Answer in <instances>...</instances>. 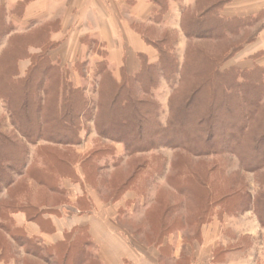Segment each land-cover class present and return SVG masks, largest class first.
<instances>
[{"label":"rangeland","instance_id":"obj_1","mask_svg":"<svg viewBox=\"0 0 264 264\" xmlns=\"http://www.w3.org/2000/svg\"><path fill=\"white\" fill-rule=\"evenodd\" d=\"M148 3L152 4L150 0ZM195 6L196 2L193 6L180 5V22L174 23L173 20L172 27H166L163 20L141 21L138 16L128 15L129 28L126 29L140 35L154 58L159 60V49L166 43L179 62V70L185 63L192 68L196 66L194 69L190 67L192 75L182 80L181 74L173 77L160 74L155 79L158 80L151 95L141 81L136 83L137 100L150 101L153 104L151 108L158 109L149 118L157 119L159 124L150 126L148 130L149 126H146V130L141 132L143 137L133 136L143 145L156 140L160 131L172 132L176 140L171 144L176 146L161 143L152 151L129 156L124 143L98 132L94 114L107 89L99 85V76L94 72L96 62L108 58L100 44H90L88 39L70 46L67 55L72 63L52 60L64 71L66 89L80 87L88 97L91 108L82 119L79 137L71 136V124L66 125L62 133L53 134L49 132L50 124L43 121L45 132L39 136L40 131L35 124V112L38 114L39 110L35 104L21 110L17 105L22 126L18 129L8 102L3 99L10 93L4 90V87L7 89L6 84L3 91L0 83V136H4L0 137V145L6 146V151H0V156L7 161L6 168L0 172V181L3 180L0 182V264H48L38 257L37 246L19 244L22 243L21 235L25 233L36 239L25 226L19 225L18 215L21 213L27 220L34 218V222L42 224V230L52 234V222L43 214L55 215L66 221L67 215L77 213L84 217L95 211L118 214L119 232L140 251L157 248L159 264H220L228 261L229 264H264V161L261 163L259 154L248 148L250 156L246 162H249V167L246 168L239 154L230 149L239 144L241 137L250 141L253 138V144L263 149L257 144L264 140V127H261L264 120V0H230L221 5L222 14L226 6L230 7V12L242 14L234 16L248 17L256 12L254 15L259 17L247 32L232 26L231 32L226 34L206 25L204 36L193 38L183 29L182 11ZM156 8L154 12L152 9V16L156 14ZM47 23L52 26L59 21L44 24ZM35 28L26 32L32 33ZM258 34H261L260 41L251 39ZM67 46V42L66 46L60 43L51 52L56 49L62 51ZM14 49H17L15 39L4 48L8 52ZM31 49L39 52L38 48ZM10 54L6 53L0 62V72L10 61ZM137 55V61L142 65L143 53ZM23 62L29 63L27 60ZM217 65L226 73L239 72L236 79L245 83L244 86L231 83L230 76H226L223 82L214 77ZM221 70L218 73H222ZM18 71V66L10 69L11 74L18 75ZM251 76L261 77L256 87L253 86L260 89L259 103L262 107L258 110L254 103L256 100L248 91L250 83L247 78ZM19 77H9L4 83L7 80L18 81ZM33 79L43 80V84L32 88L36 91L35 96L50 101L51 95L46 90L54 79L43 68L37 70ZM216 84L221 86L217 96L222 98L225 94L226 97L223 104L216 102L217 106L212 108V85ZM131 85L135 86V81ZM189 94L193 98L191 108L182 110ZM13 105L16 108V103ZM109 108V114L114 117L121 112L114 102ZM25 114L30 116L29 121L24 119ZM141 123L137 120L130 127L132 132L127 130V133L138 131ZM174 124L176 130H173ZM119 129L112 125L105 127L114 135L120 133ZM230 132L235 137L230 138ZM257 139L260 142L257 143ZM212 147L219 148V152L207 151ZM257 163L258 166H254ZM5 179L12 183L7 186ZM84 222L83 226L75 227L82 233L78 243L83 245L86 239L90 241L88 249L92 259L86 264H99L94 259L97 257L92 236L87 233L89 226ZM82 228L87 229L88 238ZM52 246L60 250L61 264L78 263L71 258L73 253L67 252L66 242Z\"/></svg>","mask_w":264,"mask_h":264},{"label":"trees","instance_id":"obj_2","mask_svg":"<svg viewBox=\"0 0 264 264\" xmlns=\"http://www.w3.org/2000/svg\"><path fill=\"white\" fill-rule=\"evenodd\" d=\"M25 1L29 2V0H25ZM150 1L153 4V12L155 10L154 7L158 8V9L156 8L157 9L156 14L152 16L153 22H161L168 11L170 0H150ZM228 1L230 0H218V1L197 0L194 9L191 10L183 9L182 23L185 33L188 36H192L193 38L202 37L204 36L203 34H205L203 30L204 28H206L205 27L206 25H210L214 29L221 31L222 33L225 32L226 34H228V32H231L230 29L232 28V26L236 29L242 30L244 33L247 32V28L252 27L253 26L252 23H254V21L256 23V20L258 19L259 16L254 14L249 15L248 17L226 16L222 14V10L220 9V7L221 5H225L226 3H228ZM24 2H22V4H24ZM22 6L23 5H19L20 8H22ZM0 8L2 9V10L0 9V39H2L6 35L12 33V31L14 30V26L12 25L13 23H8L7 21V11L5 7L0 6ZM52 26L54 27V29H52ZM52 26L51 24L47 23L40 27L35 28L34 32H32L33 34L30 33L29 31L24 33H13L10 35L8 43L11 44V42H13L15 39L17 41V49H14L13 52L11 51L8 52L6 50H3L2 53L0 54V62L2 63L5 54L11 53L10 57L8 58V60L10 61L6 63L5 67H3L4 69L2 70V72H0V76H1L0 83L2 84V90H3V86H5L6 84L7 89L4 87V90L10 93L9 96H4L3 99L7 100L8 108L15 117L14 119L16 120V125L15 123L14 125L18 126V129H21L22 126L20 122V117H18L19 115L17 114L18 113L17 105L20 106V110H21L23 107L31 106V104H35L37 105L36 108L39 110L38 114L36 113L37 111L35 112L36 114L35 124H36V129L40 131L38 132L39 136H41L40 133L45 132L42 126V121H43L45 123L50 124L51 130L49 132L53 134H58L59 132L62 133L63 131L66 130L67 128L66 125L71 124L72 127L70 131L71 136L79 137L82 127V119L84 118L86 112H88L91 107H89L90 104L88 97L80 87L76 88L72 86L69 87V90L66 89V76L63 73L64 71L62 70L59 64L52 62L50 55L51 51L59 45V43L55 42L52 39V37L54 33L60 30V24L56 23V25H52ZM143 35L145 36L146 41L150 43L146 33H143ZM251 35L252 34H250V36ZM251 39L255 40L256 36L255 37L252 36ZM252 40L249 41L251 42ZM162 45L163 46H161L159 49L160 58L157 62L154 63L149 62L146 56L141 55L142 56L141 69L140 71H137L132 74H129L126 68L123 67L120 70L119 76H117L115 70L111 67L108 60L96 62L97 68L95 69L94 73L95 75L99 76L98 83L99 85L104 86L107 89L104 90L105 92L104 97L100 99L102 103H99L100 105H98V111L97 113L94 114L97 130L101 135L105 134L109 136L110 139H114L124 143V146L127 150L126 153L129 154V156H132L134 153L137 152L145 153L147 151H152L159 146L158 144L161 143L164 146H176L175 143L171 144L174 142V141L172 142V140H176V136L172 132L168 133L167 131H160V135H158L159 137H156V140H158L157 142H155L156 140L154 139L153 142H148L149 144L143 143V145L140 144L139 141L136 140L135 137L133 136L135 135L138 137H143L141 134L143 133L142 132L143 130H146V126H149L147 127L148 130L150 126H155V125L157 126L159 124L157 119L151 120L149 118L150 114L153 112L157 113L158 109L151 108L153 107V104L150 101L143 102L137 100L136 83L138 81H141L145 85V88L148 89V93L151 95L152 87H155V83L158 80L155 79L158 78L160 74L166 77H173L174 75L181 74V80H182L183 77L187 75H192L191 69H194L196 67L195 66L194 68H192V65L185 63V66L182 67L181 70H179L177 66L179 62L176 60L175 54L172 51L171 47L166 43ZM32 47L38 48L39 52L36 53L33 52L31 49ZM22 60L29 61L28 67L23 73L20 70V66H21L20 62H22ZM218 65L216 67L217 71L214 72L215 73L213 75L214 77L216 76L217 78H219L221 82H223L226 76L227 77L230 76L229 81H231V83L233 81V84L235 85L240 84V86L242 87L244 86L245 83L243 84V82L236 79L239 75V72H232V74L231 72L226 73L225 70L224 69L221 70L220 66ZM12 66L15 67L18 66V70H19L18 75L20 76L19 80L18 81L7 80V83H4L6 82L7 78L10 79L9 77L18 76L16 73H13L14 75L11 74L10 69ZM42 68L44 70H47L49 76H51L54 79L53 84H51V86H48L46 90V93L51 95L50 101H47V99L45 101V99L43 98L39 99L38 97L35 96L36 91H32V88L38 87L39 83L43 84L42 79L39 81L33 79L34 74L37 72V70ZM198 69L199 66H197L196 70L198 71ZM218 70H221L222 73H218ZM228 70H230V68ZM260 78L261 77L256 79L253 76L247 78L248 83H250L249 84L250 87L248 88V91L253 95L252 99H254V101L256 100L254 103L256 104L257 110L262 107L259 103L260 89L254 88L253 86H255L256 82H258ZM134 81H135V86L134 85L132 86L131 83H133ZM45 85L46 84H44V86ZM68 85L70 84L68 83ZM204 85L206 86L207 83H205ZM212 88H213V94H212V98H210L211 99L210 106H212L213 108L217 106L216 102L217 104L218 103L223 104L225 100L224 97H226V95L224 94L222 98H220L221 96L220 97L217 96V93L219 92L221 86H218L216 84V85H212ZM27 89H29V91H26ZM239 91L241 92V89ZM191 99H193L192 94H189L182 106V110L191 108L190 106ZM113 102L115 106L121 111L119 114L118 113L116 114L117 117L110 115L108 111L110 109L109 105ZM14 103H16V108L13 105ZM23 117L25 120L28 121L30 119V116L28 114L23 115ZM40 119L42 120L40 121ZM137 120L142 122L139 130L136 132L133 131L134 133H130L132 132L130 130V127H132L133 123H135ZM200 121H203V119H201ZM107 125L120 127L119 130L121 134L116 133V135H114L112 133L107 132L105 130V127ZM175 127L176 124L173 125V130H176ZM183 127L186 128V125L184 124ZM246 127L248 128L247 125ZM261 127H264V120H262ZM41 130L43 132H41ZM127 130H129L130 132L127 133ZM171 130L172 128L169 129V131ZM254 131L257 132V130ZM242 134H244V131H242ZM62 136H66V135H62ZM115 136L116 139L114 138ZM165 136H167V138ZM228 136H230V138L235 137V134H232V132H230V135ZM0 137H4V136H0ZM243 138L242 137L240 138L238 142L239 144H237L236 147H231L230 149L233 150L235 153L239 154L242 164L246 168L249 167L248 164L249 162L248 163L246 162L250 156V154L248 153V148H250L249 150L252 149L256 151L257 154H259V160L262 163L264 161V140L262 143L257 144L263 147V149L261 148L259 149V146L256 147V145L253 144L252 141L253 138L251 140L252 142L247 139L243 140ZM255 140L256 139H254V141ZM259 140L257 139L256 142L257 143L260 142ZM250 143L251 146L249 147ZM225 148L229 149V147L227 146ZM3 150L6 151V146L4 147V145L3 146L0 145V151ZM207 151L219 152V148L212 147ZM0 161H1L0 172L2 173L3 169L6 168L5 162L7 161H5L4 156L3 157L0 156ZM8 161L12 162L11 160ZM258 164L259 163H257V165L254 164L253 165L258 166ZM5 180L7 186H9L12 183L10 180L7 179ZM2 181L3 180L1 179L0 182L2 183ZM262 200L264 203V198H262ZM43 216L45 215L43 214ZM33 219H28V221H34ZM74 230H78V229L73 228L70 232L66 231L65 238L62 240V242H60V244L66 242L67 252L71 254L73 253L71 258L78 260V263L76 264H86L92 259L91 256H89L90 251L88 249L90 245V241L86 239L83 245L79 244L78 242L82 239L81 238L82 235H80L82 234L81 229L78 230V232ZM86 230L84 228L82 231H84V234H86L88 238L89 234L87 235V233H89V231L87 230L86 233ZM21 238H22V243L19 242L21 246H26V245L27 246L30 245L32 247L37 246V248L39 249L38 257L42 261L50 262L51 258L48 256H51L57 264H61L60 250L58 249V247L52 246L51 248H49L50 247L49 246L45 248L46 253H43L42 252L43 246L41 245L40 241H37V238L36 239L31 238L30 236H27L26 233L24 235H21ZM94 259L99 264H102L98 258H94Z\"/></svg>","mask_w":264,"mask_h":264},{"label":"crops","instance_id":"obj_3","mask_svg":"<svg viewBox=\"0 0 264 264\" xmlns=\"http://www.w3.org/2000/svg\"><path fill=\"white\" fill-rule=\"evenodd\" d=\"M24 1L0 0V6H4L7 11L8 23H13L14 26L11 34L24 33L46 22L58 20L60 30L54 33L52 39L59 44L63 43L65 46L67 42L68 46L64 47L62 51L56 49L51 52L50 55L54 61L72 63V59L67 55L71 47L78 44V41L81 43L82 40L86 39L90 41V44H100L106 50L107 60L115 72L117 71L116 75L117 73L120 74L123 67L126 68L129 74L138 71L141 65L140 61H137L139 52H142L149 62L158 61L140 35L126 30L129 28L128 15L138 16L141 21L151 22L153 5L148 3V0ZM195 2L196 0L170 1L169 11L165 14L162 23L166 27L174 26L173 20L174 23L180 22L179 6H193ZM19 5H23L22 8ZM229 9L230 7L226 6L223 11L226 16L242 15L240 12H230ZM123 11L127 16L123 14ZM253 14H256V12ZM11 34L0 39V54L7 46ZM260 35L258 34L256 37L259 41L261 40ZM27 67V63L21 62L20 70L22 73L25 72ZM116 215L118 214L113 212L95 211L84 217H79L75 213L67 215L66 221L55 215H45L44 217L52 222L54 228L52 234L42 230L40 224L28 221L26 215L22 213L18 215V221L19 225L25 226L30 231L31 236L40 241L43 246V253H46L45 248L61 242L65 238L66 231L70 232L76 226H83L82 224L85 221L84 225L89 226V235L92 236V245L96 249V257L102 264H159V250L153 246L154 250L145 252L132 245L119 232ZM79 219L83 220L79 222ZM69 226L71 227L69 228ZM238 234L240 235V233ZM151 247L150 249H152ZM48 257L51 258L48 264H57L51 256ZM229 263L228 261L220 264Z\"/></svg>","mask_w":264,"mask_h":264}]
</instances>
